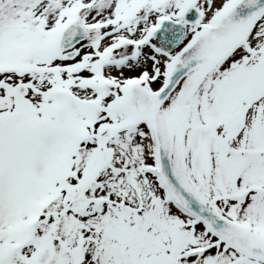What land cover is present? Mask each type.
Here are the masks:
<instances>
[{
	"label": "snow or ice",
	"instance_id": "6c2138e0",
	"mask_svg": "<svg viewBox=\"0 0 264 264\" xmlns=\"http://www.w3.org/2000/svg\"><path fill=\"white\" fill-rule=\"evenodd\" d=\"M0 264H264V0H0Z\"/></svg>",
	"mask_w": 264,
	"mask_h": 264
}]
</instances>
